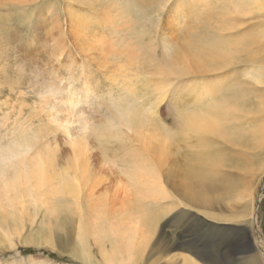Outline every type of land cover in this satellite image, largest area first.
I'll return each mask as SVG.
<instances>
[{"label":"rangeland","instance_id":"obj_1","mask_svg":"<svg viewBox=\"0 0 264 264\" xmlns=\"http://www.w3.org/2000/svg\"><path fill=\"white\" fill-rule=\"evenodd\" d=\"M229 2L35 0L21 6L12 0H0V144L8 143L21 125L30 126L28 131L36 134L41 144L55 146L56 142L61 158L58 162L62 165L64 156L71 150L70 140L78 135L83 137L78 132V119L73 121L77 126L62 128L60 124L65 117L59 116L53 122V114L34 105L33 75L25 74L22 78L18 70L24 63L29 70L38 66L40 80H64L63 88L71 85L69 94L86 102L79 111L91 121L92 131L87 136L93 146L89 150L93 177L102 176L105 180L95 185L91 212L103 208V198L111 201L115 194L114 201L106 209L113 219L129 216L128 210L134 208L133 191L125 190L123 184L115 185L114 179L116 175L120 180L126 176L125 156L131 149L150 153L152 160L163 159L165 165L161 164L160 168L163 169L162 180L167 185L164 188L166 199L157 197L137 202V205H146L148 214L158 221L145 250L143 264H183L175 259L167 261L162 254L147 256L148 250L161 249L168 241L178 244L174 252L179 254L189 240L200 248L203 259L201 256L199 259L203 262L208 260L204 257L211 256L220 264H252L250 255L262 248L259 264H264V8L242 13ZM78 15L87 18L82 27L77 26ZM109 15L116 21L109 24ZM214 35L229 42L246 38L245 49L233 60L229 59L226 67L211 72L203 65L204 70L198 71L200 64L195 65L192 72H173L176 65L182 66L181 60L191 63V55L185 51L187 44H197L203 36ZM107 42L113 45V50L102 46L101 43ZM128 42L135 46L139 55L131 58L127 54L131 46ZM171 54L176 64L169 66L166 60ZM257 76L262 77L258 79ZM129 80L136 82L141 90L138 99L126 98L122 84ZM159 86L160 97L157 96ZM162 96L165 97L163 102ZM142 103L150 104L149 112L155 110L151 120H156L142 130L149 135L143 140L145 142L141 140V132L132 130L127 123L129 107ZM216 106L228 107L230 115L223 121L229 122V131L242 136V140L227 141V148L226 140L224 144L214 136L212 148L220 157L219 170L218 167L213 169L214 179L210 183L214 184V189L202 188L201 192L205 200L211 201L203 203L204 198L199 195L197 201L201 204L194 205L186 199L183 201L184 187H177L189 167H196L197 162L201 164L204 160L194 156V151L201 147L200 139L186 129L184 120L188 114L209 112ZM108 130L117 133L119 139H105L102 132L108 133ZM243 132L247 136L243 137ZM122 139L125 142L122 143ZM206 170L209 169L202 170L201 174ZM231 183L236 186L233 188ZM102 186H108L106 194ZM86 189L82 188L75 198L60 199L59 203H67L72 212L76 204L72 200L83 197ZM127 198L129 205L125 211L121 209V201ZM100 199L103 201L101 207L96 203ZM180 199L181 207L176 203ZM166 203L171 207L169 212L163 210ZM154 208L162 213L160 219ZM46 214L49 213L41 207L33 220H24L22 236L48 232L54 219L47 220ZM73 214H63V230L53 228L51 231L58 249L25 245L15 238L19 243L14 249L16 257L41 256L57 264H108L101 260L99 242L92 240L89 252L93 260L86 262L78 256L76 226L70 222ZM91 218L96 219L94 214ZM105 249L109 250L110 246ZM11 254L5 252L3 257Z\"/></svg>","mask_w":264,"mask_h":264},{"label":"bare ground","instance_id":"obj_2","mask_svg":"<svg viewBox=\"0 0 264 264\" xmlns=\"http://www.w3.org/2000/svg\"><path fill=\"white\" fill-rule=\"evenodd\" d=\"M12 1L21 6H25L35 0ZM163 1L164 0H160L161 3ZM231 5L238 9L239 12L244 13V11L250 12L254 8H264V0H236V2L234 1ZM76 17L77 26L82 27L87 18L85 15H78ZM107 18L109 24L116 21L113 15H109ZM131 18H133V16H131ZM55 23L57 25L56 20ZM225 24L227 23L225 22L223 26H225ZM69 27L72 28L71 25ZM221 37L217 35L211 37L203 36L197 44H187L185 46V51L187 54L191 55V63L181 60L180 63L182 66L176 65L173 72L178 74L192 72L194 71L193 67L198 64H200L198 65V68L201 66V70L198 71L204 70L202 65L205 69H208V72L226 67L229 59L233 60L240 50L244 51L247 39L242 38L237 42H229V40L222 39L223 37ZM61 43L64 42L61 41ZM101 44L102 46H106L107 49L109 47L110 50H113V45H111L110 42ZM119 44L122 45L123 41L120 40ZM128 44H131V46L127 48V54L131 58L139 55V53L136 52L135 46L131 42H128ZM166 53L169 52L167 51ZM171 56H173V54L168 55L166 60V64L169 66L176 64L174 58ZM260 74L261 73L258 75ZM262 79L263 78L260 79L261 82ZM135 81H138L137 77ZM135 83H132L130 80L127 83L126 81L123 82L122 89L126 92V98L134 100L138 99L137 97L139 95H142L141 90ZM140 84L142 83L140 82ZM160 84L163 85L161 82ZM141 86V88H144L143 85ZM157 90L159 92V95L157 96L160 97L161 87H157ZM164 98L165 97H163V100L159 98V100H162L163 102ZM149 105V103L147 106L144 105V103L134 104V106L129 107L127 112V123L129 127L134 131L141 132L140 137L142 141L144 139L147 140L149 136L142 130L147 128L149 124L152 126L156 121L155 118H153V122L151 120V117H155V110H153L152 113L149 112ZM119 106L121 107V105ZM125 110L127 109H124V111ZM229 115L230 112L227 106H216L209 112L188 114L186 116V119L184 120L186 129L191 134L198 137L201 143V147L194 151V154H196L194 156L197 159H203L204 161H202L201 164L197 162V165H195L196 167H189L184 173V179H181L180 184L177 183V188L181 189L184 187V192L182 194L183 201L186 199L187 202L190 201L194 205H197L200 203L197 201L199 195L201 196L200 198H204L202 197L203 194L201 195L202 188H207V190L214 189V184L210 182L215 174L213 169L218 167L219 170L220 163L219 155L215 149L212 148L214 136L222 139V142L223 140H226L225 143H227V148L230 141L240 142L242 140V136L234 135L229 131L231 130L229 122L223 121V119L229 117ZM29 129H31L30 126L21 125V128H19L17 133L12 136L11 140L4 144H23L30 148V151L14 168L7 170V172L0 169V264H57L55 261L51 262L49 258L35 255H30L27 258H18L15 255L14 249L15 246L19 244V240L29 246H43L51 249H58V244L51 236V231L53 228L57 231L63 230L64 223L61 218L63 214H66L67 216L72 212H74V214L71 215L72 220H70V222L72 225L76 226L79 243L76 246V248L79 249L77 254L83 261L88 262L89 260H93V256L89 252L90 241L92 240L94 242H99V249L101 252L100 257L103 262L108 264H143L142 260L145 250L151 241L152 234L155 233L158 221L153 218L152 215L148 214V207L146 205H137V202L144 203L152 201L157 197H163V199H166L164 188L167 185L164 184L162 180L161 172L163 169L160 168L161 164H163V166L165 165V161L161 158L152 160V155L150 153L144 154V150L134 148L130 150L125 156L127 160L126 165L128 167L126 169V178L123 177V180H120L119 176L116 175L114 183L115 185L123 184L125 190L133 191L134 208L128 210L129 216H127V218L113 219L106 207L108 204L111 205V202L114 201L113 198L115 197V194L111 197V201L103 198V208H98L94 210V212H91L93 207L91 199L93 197L95 185L97 182L105 180H103L102 176L93 177V164L90 162L92 153L90 155L89 152V150H91L90 147L93 146L89 144L88 140L90 139L88 136L79 137L78 135L73 139L71 138V150L66 154V157L64 156L62 165H59L58 161H60L61 158H59L58 155L59 149L56 142H53L55 146L41 144L37 135L30 133L28 131ZM242 135L243 137L247 136L244 132ZM102 136L105 139H119L117 133L109 130L108 133L105 131L102 132ZM121 142L123 143L125 141L122 139ZM122 147L126 148V145L122 144ZM214 156L216 158H214ZM223 162H225V160ZM204 169L209 170H206L205 173L201 174V171ZM95 179H97V181L92 182ZM89 180L91 181L90 185L87 184ZM228 182L229 180L226 179L225 183ZM172 184H174V182H172ZM231 184L233 188L236 186L234 183ZM105 185H107V182ZM102 187L106 194L108 186ZM82 188H87L84 191L85 195L79 197L77 200H72L76 201V204H74L75 208L72 212L67 203L62 201L59 203L60 199L65 200L64 197H77L82 191ZM205 198L203 199V203H205V201L207 202V200L211 201V199L207 198L205 200ZM80 199H84V201L79 202ZM125 201H127V203H125ZM125 201H121V209L126 211V208L129 205V198ZM96 203L101 207L103 201L100 199L96 201ZM176 203L179 207L183 204L181 199L177 200ZM41 207H44L45 211L49 213L46 214L47 220H51V218L54 219V225H49L48 232L42 231L41 233H30L23 237L22 234L25 229L24 220H33ZM170 209L171 207L169 203H166L165 207H163L164 212H169ZM154 212L158 219H160L162 213L155 208ZM92 214L95 215L96 219L92 220ZM15 238L18 239L17 242H15ZM106 241L110 244L106 245ZM188 244L190 245L187 246ZM257 244L258 243H256V245ZM177 245L178 244L165 241L164 247L161 249H149L147 256L162 254L164 257H167V261L175 259L178 262L182 261L183 264H220L219 261L214 260L211 256L204 257L208 259L207 261H201L199 256L203 259L202 252H200V248L194 246L195 242L193 240L186 242L178 251L179 254H175L174 252ZM105 246H110V249L106 250ZM208 251L210 253L211 250L208 248ZM261 251L262 248H258L256 253L250 255L249 258L252 264H259L261 257L260 253H262ZM5 252H12V254L8 257H3Z\"/></svg>","mask_w":264,"mask_h":264},{"label":"clouds","instance_id":"obj_3","mask_svg":"<svg viewBox=\"0 0 264 264\" xmlns=\"http://www.w3.org/2000/svg\"><path fill=\"white\" fill-rule=\"evenodd\" d=\"M18 70L21 73V77L25 74H31L34 78V99L35 106L40 107L51 113L53 122H56V118L59 116L65 117L63 123L60 124L62 128H71L77 126L73 123L74 119H78V132L81 136H87L91 130V121H89L84 112L79 110L84 106L86 102L75 99L70 95L71 85L68 89L63 88L64 80L59 82L51 80L39 79V68L33 66L30 70L27 65L22 63L18 66ZM64 111H59V109ZM30 151V148L23 144L13 145H0V169L5 172L14 168L19 161Z\"/></svg>","mask_w":264,"mask_h":264}]
</instances>
